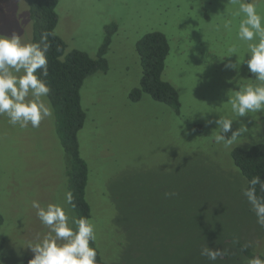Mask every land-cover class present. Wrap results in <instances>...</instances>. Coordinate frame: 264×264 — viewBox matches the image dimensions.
<instances>
[{
  "label": "rangeland",
  "instance_id": "obj_1",
  "mask_svg": "<svg viewBox=\"0 0 264 264\" xmlns=\"http://www.w3.org/2000/svg\"><path fill=\"white\" fill-rule=\"evenodd\" d=\"M241 2L264 17V0H58L55 33L96 58L106 37L107 69L88 75L80 89L86 117L78 132L88 165L86 199L94 246L106 264H248L264 260V228L257 223L235 166L234 148L264 143V110L239 116L231 100L260 82L249 71V43L239 38ZM231 21V29L224 28ZM264 24V20H262ZM148 32L165 35L169 52L162 79L179 97L178 110L143 93L136 43ZM27 0H0V35L31 43ZM234 48L236 52L229 53ZM234 63L235 69L226 67ZM14 75V69L9 68ZM36 99L29 90L25 102ZM39 127H21L0 114V264H29L45 239L58 246L32 202L61 205L75 232L78 220L65 202L67 155L56 131V114ZM231 120L224 132L217 123ZM241 128L237 140H225ZM174 192V196L165 193ZM219 250L215 261L204 249Z\"/></svg>",
  "mask_w": 264,
  "mask_h": 264
},
{
  "label": "clouds",
  "instance_id": "obj_2",
  "mask_svg": "<svg viewBox=\"0 0 264 264\" xmlns=\"http://www.w3.org/2000/svg\"><path fill=\"white\" fill-rule=\"evenodd\" d=\"M243 13L244 18L239 23V38L245 41L258 42L249 43L248 51L251 53L247 60L249 71L255 74V79L259 84H248L235 93L231 100V108L234 113L244 116L246 113H254L264 110V24L262 17L258 12L255 3L241 2L239 12ZM224 28L231 29V21H225ZM48 32L42 34V39H46ZM49 45L45 44L41 49L38 43L22 44L20 38L16 35H0V114H6L10 123L15 125L21 122V127H26L30 122L32 127H39L44 117L52 115L50 105H46L42 97H47L50 88L47 83L38 79L37 69H43L47 75V56ZM234 48L229 49V53H234ZM226 67L235 69L234 63H229ZM12 68L16 73L14 75L8 69ZM36 99L25 102V97L29 90ZM222 126L224 132L231 128V120L221 119L217 121ZM241 128L233 132L230 139L225 140L223 136L217 135L215 140L230 145L237 140L240 132L245 131ZM260 186L261 192H264V180L260 176H254L249 182L248 187L243 189V195L251 205L252 211L257 217V223L264 228V196H258L256 186ZM166 196H174V192L165 193ZM65 202L73 204V195L71 191L65 193ZM32 207L37 210V216L46 226H51L56 237L66 238L67 242L58 246L55 239H45L40 245L32 248L35 255L29 261V264H95L96 250L89 246L90 241L95 240L94 225L84 217L77 221V230L74 232L68 225V217L64 208L59 204L49 203L42 207L38 201L32 202ZM202 255H207L210 260L215 261L222 253L204 249ZM248 264H264V260L259 257H253Z\"/></svg>",
  "mask_w": 264,
  "mask_h": 264
},
{
  "label": "trees",
  "instance_id": "obj_3",
  "mask_svg": "<svg viewBox=\"0 0 264 264\" xmlns=\"http://www.w3.org/2000/svg\"><path fill=\"white\" fill-rule=\"evenodd\" d=\"M29 16L32 21L31 43H38L41 49L49 45L47 56V75L43 69H37L36 75L47 83L50 92L47 98L56 114V131L61 145L67 155L68 191L72 192L73 204L77 218L90 219L91 208L86 199L88 182V165L81 156L78 132L85 122V111L81 106L80 89L84 79L97 70L105 71L107 61L105 54L110 42L106 37L98 50L96 58H91L83 51L73 49L65 54L66 44L55 33L58 21L56 6L58 0H27ZM48 32L46 39L42 34ZM136 51L142 67L140 85L130 93L132 100H137L143 93L153 99L164 102L174 109L179 108L176 89L162 79L165 59L169 44L164 34L148 32L136 43ZM235 166L248 182L254 176L264 180V143L252 145L248 149L236 147L231 152ZM258 196H264L260 186H256ZM89 246L96 250L95 264H106L100 257L98 249L90 241ZM6 264H18L9 262Z\"/></svg>",
  "mask_w": 264,
  "mask_h": 264
}]
</instances>
